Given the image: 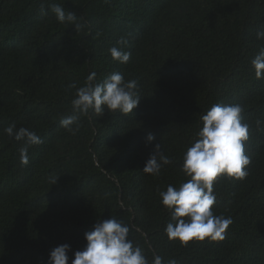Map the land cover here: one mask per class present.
<instances>
[{"label":"trees","instance_id":"trees-1","mask_svg":"<svg viewBox=\"0 0 264 264\" xmlns=\"http://www.w3.org/2000/svg\"><path fill=\"white\" fill-rule=\"evenodd\" d=\"M52 4L75 12L82 27L59 23ZM258 31L264 0H0V264H47L61 244L71 264L84 234L111 216L149 261L264 264V79L251 65L264 49ZM112 46L131 52L129 62L114 60ZM92 72L96 82L112 72L136 80L139 103L127 115L90 111L72 134L59 122ZM214 103L244 107L251 163L243 180L214 182L212 210L233 221L225 238L182 246L166 237L171 211L159 192L190 178L183 153ZM11 124L43 140L29 147L26 166L22 142L3 131ZM157 143L171 163L146 174Z\"/></svg>","mask_w":264,"mask_h":264},{"label":"clouds","instance_id":"clouds-1","mask_svg":"<svg viewBox=\"0 0 264 264\" xmlns=\"http://www.w3.org/2000/svg\"><path fill=\"white\" fill-rule=\"evenodd\" d=\"M49 10L59 23L73 24L75 29L82 27L76 23L78 17L73 11H65L60 4L50 5ZM41 15H46L45 6L41 4ZM257 38H264V31L257 32ZM126 45V38L118 41ZM111 57L119 63L126 64L131 59V52L122 47L112 46L108 49ZM256 79H264V49L252 59ZM96 73L87 75L84 86L76 88V82L68 88H76L72 99V114L60 120V126L75 134L79 130V120L90 111L97 116L103 115L105 109L110 113L130 114L138 106V82L125 81L120 72L109 73L101 82H96ZM244 107L240 103H214L200 119L202 126L196 132V139L186 148L182 157L181 171L190 177L179 187L168 185L160 191L161 204L171 211V220L165 227L169 241H178L187 246L191 241L223 240L226 230L232 224L231 217L214 214L212 207L216 202L213 191L214 182L220 176L237 180L247 177V166L251 157L246 154L245 144L249 139L250 124L243 121ZM257 126L261 124L256 121ZM76 127H73V126ZM4 133L21 141L19 159L23 166L29 163L28 149L43 143L37 133L26 127L17 129L15 124L4 128ZM156 137L149 133L146 142L151 143ZM171 163L169 156L161 151L160 143L155 144L154 153L149 156L143 172L159 175L164 165ZM58 177V176H57ZM55 177L51 186L56 183ZM130 227L115 217L98 221L93 229L84 234L86 244L83 250L73 253L71 264H177L175 258L167 261L155 255L151 261L142 248L134 245L128 238ZM70 245L61 244L54 247L48 256L47 264H68Z\"/></svg>","mask_w":264,"mask_h":264}]
</instances>
